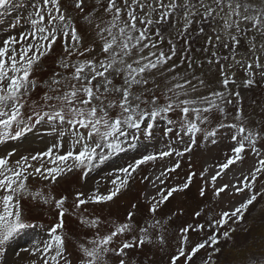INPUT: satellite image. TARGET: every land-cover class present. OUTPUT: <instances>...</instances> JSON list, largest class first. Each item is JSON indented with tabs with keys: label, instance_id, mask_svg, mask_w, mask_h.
Here are the masks:
<instances>
[{
	"label": "snow or ice",
	"instance_id": "obj_1",
	"mask_svg": "<svg viewBox=\"0 0 264 264\" xmlns=\"http://www.w3.org/2000/svg\"><path fill=\"white\" fill-rule=\"evenodd\" d=\"M9 3L11 0H0V8ZM95 3L99 5L101 0H95ZM74 4L75 8L83 12L85 0H74ZM104 11L108 19L94 20L91 13L82 17L86 28H93L94 25L95 37L101 45L100 59L95 56L80 59L85 57L86 53H92L94 46L81 50L82 38L72 18L61 10L60 0H31V10L26 18L27 31L21 32L19 38L15 35L0 38V145L24 137L36 125L41 124L51 127L59 136V142L53 143L46 151L21 155L12 164L9 159L13 157L14 152L0 155V264H7L5 252L9 242L22 230L34 227L27 222L28 210L24 209L21 203L29 197L33 200L39 197L44 204L54 201L58 210V222L48 229L47 238L37 241L30 249L23 250L31 256H36L31 264H37V260L42 264H61V261L63 264H72L65 255L64 235L62 231L58 232L64 228V217L68 211L64 207L67 197L55 199L51 193L45 195L42 191H31L27 184L29 176H40L43 180L50 179L55 183L57 177L75 168L82 169L86 177L98 164L126 149L135 148L136 144L133 142L139 139L141 132L151 139L158 119L166 121L168 125L164 129L165 136L175 130L179 141L182 142L184 135H188L191 144L186 146L183 152L166 144L167 150L145 154L134 163L118 168L114 174L115 178L110 181L113 187L107 194H101L99 189H95L87 197L85 193L77 192L75 210L89 202L103 203L113 200L127 185L132 173L142 164L158 157L171 156L173 153L181 156L190 152L191 146L195 145L197 134H202L205 140L211 138V142L216 143L215 137L220 128L227 126L234 130L231 139L237 146L234 147L232 156L218 165L219 170L211 177L216 196L229 188L228 184L216 188L217 177L236 161L243 159L241 154L246 146L257 156L261 155L256 147L261 134L256 129L246 128L242 122V110H238L239 119L236 123H219L215 126L211 124V114H226L225 105L231 103L228 99L231 93L227 88L234 82V78L230 79L223 69L221 84L224 91H214L205 96L195 95L198 86L179 74L166 81L164 91L159 96L154 89L146 86L156 79L151 73L166 65L176 54L174 44L170 55H166L163 50H155L157 41L152 38L151 27L177 12L181 13L180 19L183 21V28L178 30L180 33L187 31L193 17L197 15L219 20V27L214 29L213 47L222 44L224 48H229L231 44L235 49L240 43L239 35L245 31L241 24H251L256 32L249 45L251 58L237 60L234 51L231 58L235 65L246 66V83L252 85L255 77L254 65L264 69V65L259 64L260 55H264V0H260L259 5L249 3L248 0H107ZM18 24L19 18L9 27L15 28ZM61 38L64 40L65 55L59 58L58 64L62 69L72 71L67 75L54 73L50 82H44L47 91L41 97L42 103L36 100L29 102L28 98L37 87L36 80L30 79L34 66L51 52L53 45ZM257 38H260L259 44L256 42ZM208 43L212 44V37L208 38ZM212 55L216 58L217 54L213 52ZM73 56L77 59L72 60ZM261 75L264 77V72ZM203 85L204 81L201 79L199 86ZM156 88H159V85H156ZM25 108L28 109L27 114ZM177 110L181 112L180 119L177 121L169 118L170 114ZM113 112L116 113L115 116L112 115ZM145 121L147 124L142 128ZM65 137L68 138V150L60 154L59 149L64 147ZM258 164L259 167H255L250 173L253 184L243 183L242 187L233 185L236 192L253 187L257 175L264 174V157L258 160ZM179 166L177 162L155 179L163 184L161 177L175 171ZM194 175L195 173H190L182 185L167 189V194L164 190L158 192L159 199L152 197L150 212L155 213L158 206L167 201L173 193L187 189ZM200 194H205L203 188ZM256 199L257 194L253 193L230 212L223 211L219 219H210L208 227L215 228L216 231L208 239L195 244L190 252L185 249L187 233L190 230H203L205 225L199 224L195 228L187 225L180 229L181 246L177 253L170 257V264H177L181 257L186 261L192 260L205 246L213 249V252L209 253L211 261L213 254L220 251L215 247L219 243V229L233 218L236 221L242 220L244 212ZM201 214V211L195 213L197 217ZM132 216L133 213L130 212L126 222L113 224V230L109 234L101 237L97 233L87 244L81 243V258L77 264H109L110 254L121 257L118 264H126L127 249L152 243L149 229L141 227L138 243L137 237L133 236L130 241H124L117 247L111 246L114 238L133 230ZM80 222L91 228H97L101 223L98 217L89 219L82 215ZM159 224L160 221H155L151 227ZM222 235L228 238L230 233L224 231ZM159 241L164 243L163 235L159 236ZM16 255L19 256L20 253L17 252ZM262 259L264 257H250L248 264H260Z\"/></svg>",
	"mask_w": 264,
	"mask_h": 264
},
{
	"label": "rangeland",
	"instance_id": "obj_2",
	"mask_svg": "<svg viewBox=\"0 0 264 264\" xmlns=\"http://www.w3.org/2000/svg\"><path fill=\"white\" fill-rule=\"evenodd\" d=\"M249 3L259 5L260 0H248ZM61 10L67 16H70L78 26L82 41L81 50L89 46H94V51L86 53L85 57L80 59H90L95 56L102 58L100 52V43L95 37L93 28H86L82 17L91 13L94 20L108 19L104 9L107 6V0H101L97 5L95 0H85L83 12L75 8L74 0H60ZM31 10V0H11V3L0 8V38L15 35L19 38L21 32L27 31L26 18ZM181 13H173L170 21L165 19L151 27L152 38L157 41L156 51L163 50L166 55H170L172 45H175L176 54L162 68L154 70L151 75L155 81H150L147 88L154 89L156 95H161L164 91L166 81L174 75L186 77L192 80L194 85L198 86L197 96H205L214 91H224L221 84L222 69L234 82L228 85L227 91L231 93L228 99L231 103H226V114L212 113L211 124L215 126L219 123L230 125L238 122V110H242V122L246 128L256 129L261 134V138L256 145L260 152L257 156L255 152L246 146L242 153V160L236 161L228 169L224 170L215 181V187L219 188L228 184L226 189L219 196L215 195L211 177L219 170L218 165L226 162L232 156L236 142L232 141L233 129L229 127L220 128L215 137L216 143L211 142V138L205 140L202 134L196 135L195 145L191 146L190 152H185L181 156L173 155L163 158H157L142 164L132 173L127 185L113 198V200L103 203L89 202L82 205L79 210H75L74 201L77 192L85 193L87 197L95 189H99L101 194H107L112 189L110 181L115 178V172L120 167H126L135 160L140 159L145 154L167 150L166 144L172 148L183 152L186 146L191 144L188 135H184L183 141L173 133L164 135V129L168 126L166 121L157 120L153 128V137L148 139L141 132L140 137L133 143L135 148L126 149L117 155L112 156L102 164H98L85 177L83 170L73 169L57 177L55 183L51 180H43L40 176H29L27 184L31 191H42L45 195L51 193L55 199L66 196L67 200L64 207L68 209L64 217V228L58 230L63 233L65 238V255L71 260L72 264H77L81 258L79 246L81 243L87 244V241L99 236L109 234L115 223L126 222L128 214L133 213V230L124 235L114 238L112 247H117L124 241H130L133 236L139 238V229L145 227L149 229L152 243H145L142 247H133L127 249L126 264H170V257L175 255L181 246L182 234L180 229L187 225H205L203 230H190L187 233L188 241L185 245L186 252H190L195 244L208 239L216 231L215 228H209L210 219L220 218L223 211H231L239 204L245 202L251 194H257V199L250 205L243 214V219L236 221L235 218L228 221L223 228L219 229V243L215 247L219 248L218 253L213 254L209 261V253L213 249L209 246L200 249L192 260L186 261L181 257L177 264H248L250 257H264V174H258L254 186L245 189L242 192H236L233 185L242 187L243 183H248L255 167H259L258 160L264 157V77L261 73L264 69L254 65L255 72L254 83H246L248 74L245 67L235 65L232 60L233 51L237 60L251 58L249 45L256 32L251 24H241L245 31L239 35V45L232 48H224L223 45L213 47L215 44L214 29L220 25L219 20L206 19L200 15L193 17V22L187 31L180 33L178 30L183 28V21L180 19ZM19 18V24L15 28L9 25L15 23ZM156 18V17H154ZM75 25V27H76ZM162 29L165 37L160 39L157 35V29ZM201 28L203 32H201ZM169 36V37H168ZM212 37V44L208 43V38ZM70 42V37L68 38ZM257 44L260 38H257ZM63 38L59 39L52 47L51 52L44 56L40 62L34 66L30 79H35L37 87L28 98L29 102L36 100L42 103L41 97L47 88L44 82H50L53 74L56 72L65 75L70 74L72 69L64 70L59 67L58 60L64 56ZM215 52L216 58H213ZM147 54V50L145 52ZM228 57V59H223ZM77 57L73 56L72 60ZM211 61V62H209ZM259 64L264 65V55H260ZM173 66H175L173 68ZM163 73V75H160ZM204 85L199 86L200 80ZM119 83V80H117ZM159 85V88H156ZM138 90V89H136ZM238 93V95H237ZM163 102V101H161ZM28 109L25 108L27 114ZM115 112L112 113L115 116ZM181 112L170 114L169 118L179 120ZM142 125V128L145 127ZM59 142L58 133L53 131L46 124L36 125L32 131L25 134L17 140H9L0 145V154L12 151L13 157L9 159L12 164L15 159L21 155L35 154L36 152L46 151L53 143ZM68 150V138H64V147L59 149L60 154ZM78 150V149H77ZM179 168L169 172L165 177H161L164 183L160 181L153 183L156 172H162L172 168L176 163ZM112 173L113 175H109ZM190 173H195L187 189L177 191L164 203L160 204L155 213L150 212L152 197H159L157 193L165 191L176 185H182ZM201 173H204L202 176ZM244 173H247V182L243 179ZM147 178V179H145ZM152 180V181H151ZM249 184H253L250 182ZM205 194L201 196V189ZM22 207L28 210L27 222L34 227L27 228L19 232L5 252L7 264H31L36 256L29 255L24 249H30L37 241L47 238L48 229L58 222V210L55 208L54 201L50 204H44L37 197L33 200L31 197L27 201L22 200ZM135 205V207H133ZM201 211L202 214L197 217L195 213ZM89 219L99 218L101 223L97 228H91L81 224L80 217ZM155 221H160L156 227H151ZM235 229V231H232ZM229 231L228 238L223 237L222 233ZM163 235L164 243L161 244L159 236ZM20 255L17 256L16 253ZM121 257L109 255V264H118ZM37 264H42L37 260ZM63 264V261H61ZM264 264V259L260 261Z\"/></svg>",
	"mask_w": 264,
	"mask_h": 264
}]
</instances>
